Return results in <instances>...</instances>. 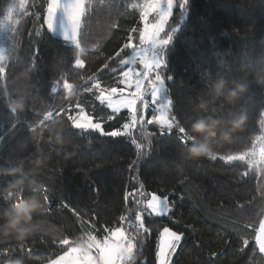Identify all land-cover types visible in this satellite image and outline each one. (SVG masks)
<instances>
[{
	"label": "trees",
	"instance_id": "obj_1",
	"mask_svg": "<svg viewBox=\"0 0 264 264\" xmlns=\"http://www.w3.org/2000/svg\"><path fill=\"white\" fill-rule=\"evenodd\" d=\"M142 3L89 0L77 48L46 25L41 28L47 0H29L33 15L28 16L21 0H0V24L11 20L0 44V72L6 68L7 77L6 83L0 79V167L18 170L0 174V264H49L62 254L58 242L70 235L72 248L103 246L104 227L133 206L124 197L140 183L145 192L168 194L173 211L145 217L152 232L137 264H157V233L163 227L183 234L171 264H264L252 240L264 219V174H257L264 162L253 159L264 144V0H188L183 9L178 0L159 71L174 125L172 133H161L158 125L137 126L138 171L129 168L136 150L127 138L72 126L81 112L106 131L126 119L125 110L101 121L111 112L95 101L88 84L93 74L105 86L115 83L120 57L110 58L129 36L138 43L143 22L133 5ZM128 53L125 49L121 56ZM78 58L84 68L77 67ZM18 102L24 108L13 112L10 106ZM241 117L244 122L233 130ZM200 120L220 122L210 139L214 159H195L188 151L204 142L206 133L193 130ZM176 129L185 130V143ZM222 155L234 162L226 163ZM17 180L23 183L12 188ZM33 199L39 207L22 224L28 232L20 238L6 228V213ZM243 239L250 243L241 252Z\"/></svg>",
	"mask_w": 264,
	"mask_h": 264
},
{
	"label": "snow or ice",
	"instance_id": "obj_2",
	"mask_svg": "<svg viewBox=\"0 0 264 264\" xmlns=\"http://www.w3.org/2000/svg\"><path fill=\"white\" fill-rule=\"evenodd\" d=\"M177 3L178 0H143L142 4L133 5V7L140 9V20L143 22V29L139 34L138 43L133 42V37L129 36L127 42L116 51L115 56L110 58L116 59L120 57V75L114 77V84H107L106 86L102 84L95 74L90 79L91 83L88 84L89 93L93 94L95 101H98L101 106L106 107L111 112V115L107 117H100L101 121L116 119L122 110H126V119L121 120L120 127L117 130L105 131L101 122H93L92 115H88L92 121L91 125L81 126L72 123L73 128H79L81 131L93 130L101 136L127 138L128 142L136 150V159L129 165V168L135 171H138L134 167L136 166L135 161L140 158L137 144L134 142V132L137 126L143 127L146 125L149 129L151 125H158L161 133H172L168 131L170 125L166 126L160 122L163 117L159 107V100L155 98L158 96V92L152 87L151 81L154 80L160 69L165 65L159 53L171 42L172 36L168 31V27ZM187 3L188 0H180L181 9ZM88 4L89 0H47L46 15L43 18L44 24L41 25V28L46 25L48 29H53L57 14L62 13L68 21L72 38L76 42L81 43L83 35L82 24L88 11ZM28 6L29 0H21L20 7L23 16L33 15L27 11ZM36 15L39 17V14ZM150 16L153 17L152 20H149ZM17 30L19 31V27ZM132 31H136V29H132ZM37 34L39 35L40 33L37 32ZM68 35L69 28L65 29V36L68 37ZM125 49L129 50L126 58L121 56ZM84 66L85 63H83L82 68ZM77 67H81L79 58L77 59ZM103 67L109 68V64L105 63ZM150 69L151 71H149ZM110 71L116 73L117 69L111 68ZM0 79L6 83V68L0 72ZM71 110L73 109L68 111L70 112ZM149 112H151L150 116H148ZM175 131L178 133L177 138L182 143H185L183 139L185 130L176 129ZM260 151L264 153V148L260 149ZM219 158L226 163L234 162L227 155H222ZM235 162H239L238 159ZM129 198H131L133 206L125 208L124 212L116 219L115 224L105 226L103 229L105 234L102 239H99L102 244H106L107 241L113 239L119 240L126 249L123 261L113 256L112 264H137L142 245L147 235L152 232V228L145 223V217L167 216L173 211L168 194L145 192L143 183H140L135 191H129L124 197L125 200ZM153 201L156 203L155 207L152 206ZM131 208H136L138 211H129ZM80 223L82 229L84 221L81 219ZM157 235L158 264H170L169 258L178 247L183 234H178L169 227H163L162 230L158 231ZM262 237H264V219H260L258 227L253 229L252 236L256 248H258L260 253L264 254V244L261 242ZM71 241L72 237L70 235L66 238V241L58 242V247L61 249L62 254H58L55 259L71 254ZM249 243V239H243L240 251L243 252Z\"/></svg>",
	"mask_w": 264,
	"mask_h": 264
},
{
	"label": "rangeland",
	"instance_id": "obj_3",
	"mask_svg": "<svg viewBox=\"0 0 264 264\" xmlns=\"http://www.w3.org/2000/svg\"><path fill=\"white\" fill-rule=\"evenodd\" d=\"M152 19L153 17L150 16L149 20H152ZM10 22H11L10 18L7 17L5 21L0 24V44H2L1 43L2 40H4L8 35ZM67 28H69L68 37L65 36V29ZM49 31H51L52 33L54 32L53 34L56 33L55 34L56 37L66 41L70 45L80 48V44L72 38V34H71L70 27L68 25V21L62 13L57 14L55 22H54V27L53 29H49ZM3 46L0 45V51H3ZM81 66H82V62H81ZM149 71H151V69ZM151 84H152V87L155 88L158 92V96L155 98L159 100V107L161 109V114L163 117L160 120V122L165 124L166 126L170 125L168 127V131H170L171 127L174 125V122L170 118V114H169L171 101L166 93L165 80L160 75V73H158V75L154 78V80L151 81ZM122 111H125V110H122ZM73 123L84 126V125H91L92 121L85 112H81L75 117V119L73 120ZM89 131H93V130H89ZM262 148H264V144L258 146L253 153V159L256 163L264 162V153L260 151V149ZM152 206L153 207L156 206L155 201H153ZM121 239H123V237H121ZM261 242L262 244H264V237L261 238ZM177 248L175 249L174 253L176 252ZM174 253H172V255L169 258L170 264H171V260H172ZM125 254H126V249L121 245L120 241L113 239V240L107 241V243L104 244L103 246L101 247L98 246L95 249L91 248V250L85 249L83 247L82 248L73 247L70 255L64 256L60 259H55L49 264H78V262L79 264H112L113 256L123 261ZM10 264H15V263H10ZM157 264H158V260H157Z\"/></svg>",
	"mask_w": 264,
	"mask_h": 264
},
{
	"label": "clouds",
	"instance_id": "obj_4",
	"mask_svg": "<svg viewBox=\"0 0 264 264\" xmlns=\"http://www.w3.org/2000/svg\"><path fill=\"white\" fill-rule=\"evenodd\" d=\"M223 87V81L216 85L217 91ZM232 95H235L233 93ZM13 112L22 111L24 108L23 102H18L10 106ZM244 117H241L240 121H237L233 124V130H236L240 124L244 122ZM219 121L211 120L210 122H205L204 120L198 121L196 124L193 125V130L201 133H206L204 138V142L199 144H194L189 147L188 151L190 152L191 156L195 159L199 158H215L210 146V139L217 136V126L219 125ZM221 135L224 133L221 132ZM58 143H63V140L60 136L56 137ZM17 169H5L0 167V174L7 173L9 175H15ZM257 174L261 175L264 174V168H258ZM23 181L17 180L15 183L11 185L12 188L17 187L18 185L22 184ZM12 193L9 191V196ZM39 205L36 203L35 199L27 201L22 200L17 204H14L13 207L9 212L6 213L7 216V224L6 228L9 230H13L17 232L20 238H23L27 235L28 230L22 227V224H26L31 221L32 219V212L38 208ZM15 264H20V261H16Z\"/></svg>",
	"mask_w": 264,
	"mask_h": 264
},
{
	"label": "crops",
	"instance_id": "obj_5",
	"mask_svg": "<svg viewBox=\"0 0 264 264\" xmlns=\"http://www.w3.org/2000/svg\"><path fill=\"white\" fill-rule=\"evenodd\" d=\"M53 33H54V32H53ZM55 34H56V33H55ZM55 34H54V35H55ZM57 36H58V34H57Z\"/></svg>",
	"mask_w": 264,
	"mask_h": 264
}]
</instances>
